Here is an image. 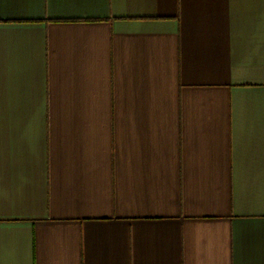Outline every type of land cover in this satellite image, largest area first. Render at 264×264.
I'll use <instances>...</instances> for the list:
<instances>
[{"label": "crops", "instance_id": "1", "mask_svg": "<svg viewBox=\"0 0 264 264\" xmlns=\"http://www.w3.org/2000/svg\"><path fill=\"white\" fill-rule=\"evenodd\" d=\"M0 264H264V0H0Z\"/></svg>", "mask_w": 264, "mask_h": 264}]
</instances>
